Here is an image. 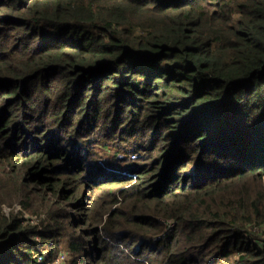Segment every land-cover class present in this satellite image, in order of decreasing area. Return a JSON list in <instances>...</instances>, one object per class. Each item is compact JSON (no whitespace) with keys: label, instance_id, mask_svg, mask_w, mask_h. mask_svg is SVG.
Returning <instances> with one entry per match:
<instances>
[{"label":"trees","instance_id":"16d2710c","mask_svg":"<svg viewBox=\"0 0 264 264\" xmlns=\"http://www.w3.org/2000/svg\"><path fill=\"white\" fill-rule=\"evenodd\" d=\"M256 226L264 0H0V264H264Z\"/></svg>","mask_w":264,"mask_h":264},{"label":"rangeland","instance_id":"374dc122","mask_svg":"<svg viewBox=\"0 0 264 264\" xmlns=\"http://www.w3.org/2000/svg\"><path fill=\"white\" fill-rule=\"evenodd\" d=\"M111 148H106V150H110ZM130 150H132V149H129V151ZM117 151V149L115 150V152ZM129 151L128 152H126V151H118V153H119V155L118 156H121V157H126L128 154H130L129 153ZM113 153H114V150L112 151ZM138 153H133L132 155H131V157L132 158H137L138 157V155H137ZM10 207H5V211H7V212H9L10 211ZM33 222H35V221H33ZM256 228H258L259 229V233L260 234H262V235H264V226H261V227H259V226H256ZM61 244H62V242L60 243V245H59V250H60V252L58 253V255H57V257H56V259H55V264H64L65 262H66V260H67V250H65V249H63L62 248V246H61ZM42 249H43V251H44V253L45 254H47L48 252H49V248H48V246H47V244H44L43 246H42ZM63 258H65V260H63Z\"/></svg>","mask_w":264,"mask_h":264},{"label":"built area","instance_id":"2783aa9c","mask_svg":"<svg viewBox=\"0 0 264 264\" xmlns=\"http://www.w3.org/2000/svg\"><path fill=\"white\" fill-rule=\"evenodd\" d=\"M38 260H42V256L40 255V256H38ZM63 260H65V258H63Z\"/></svg>","mask_w":264,"mask_h":264}]
</instances>
